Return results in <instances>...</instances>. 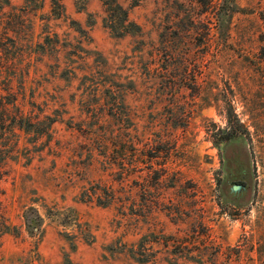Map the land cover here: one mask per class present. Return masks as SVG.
I'll list each match as a JSON object with an SVG mask.
<instances>
[{
	"label": "rangeland",
	"instance_id": "obj_1",
	"mask_svg": "<svg viewBox=\"0 0 264 264\" xmlns=\"http://www.w3.org/2000/svg\"><path fill=\"white\" fill-rule=\"evenodd\" d=\"M206 1L0 0V264H264V0Z\"/></svg>",
	"mask_w": 264,
	"mask_h": 264
},
{
	"label": "trees",
	"instance_id": "obj_2",
	"mask_svg": "<svg viewBox=\"0 0 264 264\" xmlns=\"http://www.w3.org/2000/svg\"><path fill=\"white\" fill-rule=\"evenodd\" d=\"M107 12V17H105L104 23L105 25L114 33L116 36H124L132 31L130 30V27H136L137 31L140 30V26L133 21L129 19L128 10L119 2V0H102ZM199 2H207L206 0H198ZM54 2V10H56L55 7L59 8V11L56 10L57 14H62V11H60V8H63V5L60 3V0H53ZM77 23L76 21H73ZM78 24V23H77ZM4 115H0V119L4 120ZM13 120H16V117H13ZM17 125L21 129H25L26 131L31 130L32 127H34V123H32L29 119H26L24 117H20L18 119ZM1 127L3 125H0ZM1 169V166H0ZM27 219V225L30 227V229H33L34 227L39 225L38 218H32L30 213L26 216ZM36 225V226H35ZM13 230H16L15 226H12L4 219L0 218V244L2 242V239L4 235L8 233H12ZM73 248H75V244L72 245ZM66 264H72L71 259L69 256H66Z\"/></svg>",
	"mask_w": 264,
	"mask_h": 264
},
{
	"label": "flooded vegetation",
	"instance_id": "obj_3",
	"mask_svg": "<svg viewBox=\"0 0 264 264\" xmlns=\"http://www.w3.org/2000/svg\"><path fill=\"white\" fill-rule=\"evenodd\" d=\"M237 187V190H234L233 188ZM248 185L244 180L238 179L234 181V184L232 186L233 191H236V193H241L247 191Z\"/></svg>",
	"mask_w": 264,
	"mask_h": 264
},
{
	"label": "water",
	"instance_id": "obj_4",
	"mask_svg": "<svg viewBox=\"0 0 264 264\" xmlns=\"http://www.w3.org/2000/svg\"><path fill=\"white\" fill-rule=\"evenodd\" d=\"M233 189H234V190H237L238 188H237V187H234Z\"/></svg>",
	"mask_w": 264,
	"mask_h": 264
}]
</instances>
